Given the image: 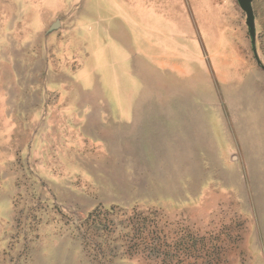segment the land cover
<instances>
[{
	"label": "rangeland",
	"instance_id": "374dc122",
	"mask_svg": "<svg viewBox=\"0 0 264 264\" xmlns=\"http://www.w3.org/2000/svg\"><path fill=\"white\" fill-rule=\"evenodd\" d=\"M0 264H264V0H0Z\"/></svg>",
	"mask_w": 264,
	"mask_h": 264
}]
</instances>
